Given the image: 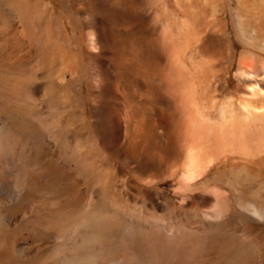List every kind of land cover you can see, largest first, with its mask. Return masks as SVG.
Returning a JSON list of instances; mask_svg holds the SVG:
<instances>
[{
    "label": "rangeland",
    "instance_id": "1",
    "mask_svg": "<svg viewBox=\"0 0 264 264\" xmlns=\"http://www.w3.org/2000/svg\"><path fill=\"white\" fill-rule=\"evenodd\" d=\"M30 2L34 11L44 10L41 22L51 35L46 44L60 62L48 63L44 76L37 73L32 96L40 105L38 115L42 111L60 132L42 135L43 141L32 134L12 135L16 120L0 115V128H8L14 140L15 156L8 154L17 161L4 160V183L9 186L19 173L21 181L41 173L18 157L34 158L41 146L43 156L59 162L52 160L57 174L51 181L67 188L79 204L94 198L102 210L99 221L111 229L112 249L121 240L120 252L133 258L113 264H264V121L256 154L215 155L196 181L183 185L180 178L188 140L185 93L202 123L213 129L241 128L244 109L264 112V0ZM38 18L34 30L40 29ZM90 30L98 38L97 49L90 48ZM17 33L15 40L28 47L38 71L35 50ZM245 54L255 61L254 77L239 59ZM251 88L256 95H250ZM55 96L63 112L55 107ZM16 218L5 223L22 237L12 251L6 239L0 242V254L17 262L22 254L36 252L39 232L48 224L39 228L43 218L35 222L33 216L21 225Z\"/></svg>",
    "mask_w": 264,
    "mask_h": 264
},
{
    "label": "bare ground",
    "instance_id": "2",
    "mask_svg": "<svg viewBox=\"0 0 264 264\" xmlns=\"http://www.w3.org/2000/svg\"><path fill=\"white\" fill-rule=\"evenodd\" d=\"M44 14V10L41 12L34 11L31 7L30 0H0V115L6 114L5 116L8 118L11 117L17 122L15 127L11 126V131L8 128H0V172L1 169L4 168L3 166H6H2L5 159L10 160V165L17 163L13 156L8 154V152L12 153L14 150L11 148L13 145L12 142L14 143V140L10 139L11 134L13 135L16 133L20 137H23L24 135L29 137L30 134H32L34 140L40 138L43 141L42 138L44 137L42 135L45 136L52 132L56 136V134H59L60 132L59 128L54 125L53 122L50 123L47 122L48 120L45 121L42 111L38 115L37 112L40 108L38 107L39 103L32 96L35 82H37V73L41 74L39 76H44L48 69V63H51V67L60 63L55 62L59 60L58 54L47 45L48 43L46 44V42L51 39V35L45 32L46 28L44 29L41 22V20L44 19L42 18L45 16ZM38 15H40L39 18L37 17ZM34 18H38V22L40 23V29L36 30L35 28L36 31L32 26ZM16 21L17 24L15 26ZM18 30L23 34L26 43L28 42L27 45L29 44L28 46L35 50V57L38 62H40V68L36 72V68L34 69V66L31 63L33 58L31 54L29 55L28 47L20 48L19 46H21V43H18V40H15V38H18ZM35 38H38V40ZM88 40L90 42V48L95 49L98 44V38L93 30L89 31ZM50 52L53 53L51 57L49 55ZM58 52L61 53V55L63 53L60 47H58ZM245 55H242L239 59H241L246 72H250L249 75L254 77L255 61L251 56H247V54ZM64 57L65 53L62 55V59ZM49 58L51 59V62H48ZM255 92L254 88L250 89L251 96L256 95ZM58 98H56V96L52 97L53 100L60 103H56L55 107L61 109V106V111L63 112V104ZM183 101L185 103V108L188 111L186 114L188 140L182 166V174L180 177L183 185L192 183L199 179L202 174H205L203 172L207 168V165L211 164L212 161H215L218 158V156L215 155L225 156V154L237 153L240 156H253L257 153L260 145L257 136L261 130L260 127L263 125L264 112L254 113L252 109H244L247 116L245 117L244 115L245 119L241 121V128L216 127L213 129L207 125L206 122L202 123V119L199 118L200 116L198 117L199 114L196 111L197 108L193 105L191 95L188 96V94L185 93ZM37 115L38 117L35 118L34 116ZM251 122H255L257 125H255L254 128L247 125ZM60 129H62L61 126ZM8 131H10L11 134ZM51 139L53 140V137ZM6 141H9L10 144L7 145ZM55 141H57V138H55ZM59 146L60 141L58 140L57 147L59 148ZM37 147L39 148L36 150V156L34 158L23 155H18V157L21 158L19 162L23 165L29 166V164H32V168H41V173L35 175L31 172L32 177L29 180H26L28 177H24L25 180L23 181L20 180L23 179L21 178L22 173H19L18 177H15L14 179L11 174V179L13 180L9 182V186L4 183V181L8 179L3 181V179L0 178V242L6 239L8 241V243L6 242V245L8 244V248L12 251L13 248H16V243L17 240H19V237H22L21 232H17L16 227H12L10 224L5 223L8 222L6 221L8 217H17L16 222L20 219L22 220L21 225H23L27 220H31L33 216L34 218L37 216L35 222L38 219L43 218V221L38 224L39 228H43V226L45 227L48 224V228L41 230L39 232L40 238H37V242L38 240L40 242L42 240L43 244L41 242V245L37 246L36 252L32 253L33 255L31 257L22 254L24 257L17 258V262L14 260L15 258L10 256V254L1 253L0 264H50L51 262L52 264H89L93 260L95 262L100 261L104 264H113L112 262H120L121 260L124 262L131 258L130 253L120 252L119 249L124 245L121 240H115V247L117 249H112L109 234L111 229L108 230V226H105V223L99 221V216L102 210L101 207L99 208L94 198L90 197L87 201L86 198H84L85 203L79 204L77 202L78 198L75 199L73 194L66 191L67 188L64 189L60 183H55L57 180H54V183L51 181L50 178H52V175L55 172L53 171L55 166L54 162L58 161L51 159V156H43V148H41V146ZM63 149L64 148L62 147V150ZM14 151L13 155L15 156ZM57 166L59 167V164ZM56 172L55 175L57 174ZM62 175L63 174H61V176ZM57 176L59 177V175ZM62 177L67 178V176ZM86 181L91 182L88 179H86ZM68 184L66 185L68 186ZM16 194H19L17 202L15 201ZM21 195L23 198H20ZM49 212H51L50 217L48 215ZM18 223L20 222L18 221ZM80 229H85L86 233L82 235ZM104 231L106 234H104ZM31 233L33 234V231ZM36 234H38V232ZM76 238H78L80 242H76ZM50 239L53 240V243L51 242L52 245L49 243ZM67 243L70 244L69 248L67 250H62ZM96 247L101 248L96 250ZM65 251L66 253L69 251L74 254L71 255V257H62L61 259L59 256Z\"/></svg>",
    "mask_w": 264,
    "mask_h": 264
}]
</instances>
